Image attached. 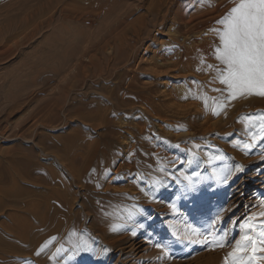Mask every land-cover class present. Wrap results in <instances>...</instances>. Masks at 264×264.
Returning a JSON list of instances; mask_svg holds the SVG:
<instances>
[{"label": "rangeland", "instance_id": "obj_1", "mask_svg": "<svg viewBox=\"0 0 264 264\" xmlns=\"http://www.w3.org/2000/svg\"><path fill=\"white\" fill-rule=\"evenodd\" d=\"M124 1L125 7L121 6V9L128 8L125 10V14H128L122 18V25H129L133 30L137 27L142 29L143 48L136 61H123L126 65L120 69L113 68L112 63L106 69L104 62L99 72L103 70L107 77L104 74L93 77L89 74V70L95 71L88 58L91 52L88 45L90 35L95 28H101L99 22L103 23L99 33L103 32L107 24L102 21L101 15L92 16V20L86 16L93 10L91 0H0V191L7 193L4 201H0V227L18 225V237L24 240L29 237L20 244L23 245L21 252L7 253L11 255L0 253L1 264H211L208 258L213 256L219 258L218 264H225V257L233 251L235 240L240 237V225L246 221L253 222L248 218L264 210L262 158L254 168H245L238 173L229 187L223 186L220 191L210 192L203 200L205 207L202 206L196 213L190 212L193 207L188 211L183 202L175 207L176 210H172L174 213H161L163 215L148 220L142 226L140 222H133L139 212L129 220L128 211H117L123 205L131 206V209L135 204L138 207L148 197L146 192L143 196L125 193L140 186L131 183L136 179L137 172L129 177L123 172L114 178L116 169L122 163L121 157H130V153L136 151L140 153L142 141L146 138L160 144L165 137L181 138L191 132L187 126L168 118L170 116H158L149 111V106L129 101L127 85L123 82V86L119 84L117 71L121 81L129 82L133 74L129 67L135 69L141 56L146 66L152 67L159 61L156 52L167 49L174 38L170 22L161 30L162 34L158 33L157 27L149 25L155 14L145 10L147 3L141 6L139 0ZM67 6L74 7L82 16L76 20L65 18L64 9ZM194 9L191 8L189 13ZM112 17L110 24L114 22L115 15ZM46 18H50L48 22ZM147 29L150 38L145 33ZM52 41L65 43L62 47H67L64 48L67 53L65 50V53L61 52V55L46 63L42 59L43 47ZM70 44L73 45L72 50ZM81 45H86L87 48L82 46L86 50H82ZM75 48L79 49L76 51ZM68 52L72 59H69ZM101 53L100 56H103ZM62 54H67V58ZM83 64L90 68H85L86 71L80 67L82 70L79 71L78 66ZM142 76L140 81L151 79L143 72ZM161 78L167 81L161 91L165 90L169 94H175L180 87L185 86L183 78ZM122 93L127 96L126 103L121 97ZM116 97L122 98L121 107L112 105V101L119 100ZM190 138H186L187 142L202 141L196 136ZM199 149L205 150L202 147ZM145 155L152 158L148 152ZM162 157L170 158L166 154ZM183 160L184 156L170 159L165 168L169 174H157L156 179L166 183L172 175L177 177V172L185 169ZM174 165H178L176 170L172 168ZM254 169L256 176L262 175L260 183L253 186L250 181H242L232 189L242 178L247 179L245 175ZM182 173L186 176L187 172ZM165 183L156 190L162 191V194L166 192L164 196L167 197L169 191H173L170 189L176 187ZM247 188L250 190L246 191ZM231 189L227 198L216 205V198ZM161 196L157 194L155 198L161 200ZM103 206L111 209L109 215L107 212L103 215L97 212ZM214 206H219L220 213H223L220 215L223 223L218 237L223 234L222 230H228L229 242L223 244V248L217 246L209 252L206 251L207 242L203 246L183 239L176 240L172 232L178 231V236L182 233V238L188 236L189 231L185 226L192 223L195 227L193 219L200 220L210 211L208 208ZM259 219L257 216L256 221ZM116 225L121 227L117 228ZM125 225L130 228L124 231L123 238L118 239L116 232ZM9 234L13 236L10 231ZM31 236L40 239L30 245L28 239H32ZM194 238L198 239L197 236ZM110 239L114 240L113 244L108 242ZM139 241L140 247L135 248L133 244ZM169 242L170 255L156 247L158 243L163 245ZM42 244L45 245L43 249L40 248ZM60 246H63V251L50 260L49 257ZM260 254L264 257V252H258L257 257H261ZM231 259L228 257L229 261ZM256 264H264V259H257Z\"/></svg>", "mask_w": 264, "mask_h": 264}, {"label": "bare ground", "instance_id": "obj_2", "mask_svg": "<svg viewBox=\"0 0 264 264\" xmlns=\"http://www.w3.org/2000/svg\"><path fill=\"white\" fill-rule=\"evenodd\" d=\"M91 1L93 2V4H91L93 5V10L91 9L92 13L86 16H89V18L91 19L92 16L99 17V15H101L102 21L106 22L107 24V25L104 24L106 26L104 29H102L103 32L99 33V31H101L100 29L102 28L101 24L103 25L102 22H99L101 28L100 27H98L100 29L95 28L96 30L94 29L92 31L91 34L92 36L90 35L91 37V39L89 38L90 42L89 43L87 42L88 45H90L89 49H91L90 54H88V58L93 66L91 68H94L95 70L93 71L91 69L89 70L90 72L89 71L88 72L91 76L95 77L96 75L101 76V74H104L103 70L101 71L103 73L99 72L102 63L103 64L106 63L105 68L107 67V65L112 63L114 67L112 65L111 67L115 69H120L126 65L125 63H123V61H128V62L130 60L136 61L137 58L139 57V53L141 49L143 48L144 42L142 41L143 38L141 37V35L143 34V33L141 34L142 29L140 30V28L137 27L136 29L134 28L133 30L131 26L130 28L128 27L129 25L128 26H126V24L122 25L123 23L122 18L125 17V15L127 16L128 14V13L125 14V10L128 8H126L125 10L123 8L124 12L121 9V6H123L124 4L123 3L124 0H91ZM184 1L183 0H139V2H141V6L142 4L147 3L145 10H147L148 13L155 14V16L152 18V20L153 19L154 20L149 25H153L154 27H157L158 33L162 34L161 30H164V27L170 22L172 26V30H174L172 33L174 35V38L173 40H171V45L167 49L165 48L158 53L156 52V54L159 56L158 57L159 61L158 62L156 61L152 65V67L146 66V62L144 61V58L142 56L140 57V60H138L139 62L135 69H133V67L128 66L129 67L128 68L126 66L128 69L132 68L131 72L133 73L132 78L129 82H126L124 80L121 81L119 71H117L118 72L117 78L119 84L123 86V83H125L128 87L129 101L131 100L132 102L133 101L141 102L145 106L147 107L149 106L148 107L149 111L157 114L158 116H162V115L170 116L168 118L175 120L177 123L179 122V125L181 124L183 126H187L191 130L189 134L184 133V135L185 134L186 135L184 137L182 135L181 138L165 137L160 142V144L156 140H153L151 142L148 140V138H146V140L142 141L141 144L142 151L140 153L136 151V153L133 154L130 153L131 155L130 157L129 156L121 157L122 163L116 169L114 178L121 176L122 174H124L123 172H125L126 176L128 177L131 176L134 172H137L138 175L136 179L131 183L135 185L136 184L140 185L138 187L133 188L135 191L130 189V191L128 190L125 193L131 196L134 195L143 196L144 192L148 193L147 199L145 198L146 200L145 201L143 200L144 202L142 201L143 204H140L137 207L140 209V211L138 215L135 217V219H133L134 224L140 222L142 226L146 225L148 220L158 218L159 216L163 215L161 213L171 212L173 210L172 207L173 205H175L176 207L183 202L186 204L188 211L193 207L190 212L194 213L196 210L202 209V206H204L203 200L207 197V195L210 192H213L215 190L220 191L221 187L223 186L229 187V185H231V182L237 175L235 174L234 176L227 177L228 183H223L222 180L220 179V177L222 176L221 170L223 168L225 167L230 168L232 169V172L235 173L236 172L234 167V163H235L241 165L243 169L246 168V170H250L253 166L256 165L257 162H259L260 160H262V158H264V143L258 144L256 150L252 151L251 154L245 153L242 149V142H247L250 139L248 135L249 131H255V129H250L249 127H247L249 115H252L254 117L264 115V97L252 95V96L237 97L231 101H225L227 92L215 91V89L223 90L226 88L225 85L220 83L219 79L215 78L217 74L216 69H223L225 65H223L222 62L216 59L215 47L218 46L220 42L218 35L215 32L210 31V29L222 28V26L217 25L215 21L218 20L221 16H223L230 7L234 6L237 0H186V2ZM113 4H115V7L113 6ZM68 7L69 6H67V8L64 9V13H66L65 18L76 20L77 17L79 19V17L82 16V14L74 7H69V8ZM193 7H195L194 11L189 13V10H191V8ZM114 15H115L114 22L110 24L109 21L111 20V18H113L112 16ZM140 17L143 18V15H140ZM49 19L50 18L48 19L46 18L45 21L48 22ZM95 21H98V19L97 20L95 19ZM142 21L143 20L141 19V23ZM145 33L148 38L151 37V34L148 31V29ZM70 40L71 39H69V41ZM69 41L67 42V44L69 43ZM61 42L53 43L52 41L51 44H48V46L43 47L42 59L44 60V62L47 63L49 60L55 59L57 56L61 55V52L65 53L67 47H64L66 48L64 49L62 45L64 44L65 46V43L63 42L61 43ZM69 46L72 50L73 45L70 44ZM82 46L86 47V45H81L80 47ZM78 49H76V51ZM83 49L85 48L82 47V50ZM145 49L147 50V48ZM101 51L103 52V56H100ZM82 53H80V55H83ZM86 53H88V51L85 52V54ZM62 55H64L63 56L64 58H67L66 57L67 54H62ZM69 59H72L71 56L69 57ZM208 65H213L214 67L210 69L208 68ZM78 67H79V71L82 70L80 69V67L83 68V70L86 69L88 70L90 68V67L86 68V65L84 64ZM79 71H77V74ZM107 71L109 74L110 69H108ZM142 72L145 76L151 79L148 78L149 80L147 81H140V78L143 77ZM162 76H171L173 79L183 78L185 82V86L180 87L175 94H169L165 90L161 91L162 87H164L167 82L165 79L161 78ZM105 77L107 76L105 75ZM190 77H192L193 80L189 81L188 78ZM194 81L196 83H194ZM109 96L110 95L106 97ZM125 96H126L125 93H122L121 97H124L123 98L124 101H125ZM160 97H162V99H160ZM118 98L116 97V99ZM173 99H176L177 102H175ZM123 100L122 98L121 99L119 98V100L117 101H112V105L115 104L117 107H121L122 105L121 103ZM126 101L128 100L126 99ZM92 105L94 106V104ZM86 106L88 107L89 105ZM98 106L100 107L99 103ZM84 108L87 109L86 107ZM214 109L216 114H214ZM189 135H192L193 137L196 136L198 138H201L202 141L201 140L199 142L189 141L192 138V136ZM188 137H191L188 140L189 142H187L186 140V138ZM181 140L182 142L184 141V143L181 144L180 143ZM200 147H202V149L204 148L205 150L203 151L199 149ZM145 152L150 153L152 155V158H147ZM163 154H166V156L170 158L169 159L163 158L162 157ZM180 156H184L183 162L185 169L184 171L183 169H181L182 172H187L188 174L186 173V175H191L192 172L198 173V176L192 178L194 181V191L186 192L185 184L189 182L184 181L183 178L185 176L182 175L183 173L179 172L178 170H177L178 171L177 177H173V175L171 174L172 176L168 180V182L165 183L162 181V179H160L161 183L156 187H152L151 186L152 182L157 180L156 179L157 174L160 173L169 174L168 172L165 171V168L168 167L166 166L167 162L170 159H174ZM217 157H219V159H217ZM189 161H191V163H189ZM177 166L178 165H174V167L172 168L175 169L177 168ZM254 171L256 170L254 169L249 173H247L245 175L247 179L244 178L245 179L244 180L242 178V180L236 186L234 185L232 189L238 187L242 181H250L252 182L253 186L260 183L259 179L261 178L262 175L256 176L257 174H254ZM178 177L180 178L179 180L177 179ZM164 183L166 185L168 183L170 185H173V187H176L175 189L172 188L170 189L173 191L172 192L169 191L170 195L167 197L164 196L166 192H163L162 194V191L156 190L160 187V185H164ZM232 189L229 190L228 192L225 190L227 193L218 196L216 198L218 199L216 205H219V202L224 201L225 198H227V196L232 192ZM247 190L250 189L247 188L246 191ZM6 194L7 193H5V191H0V201H4ZM157 194L162 195L161 197L163 198L161 200H157L155 198ZM119 195H123V193ZM218 207L219 206L208 208L210 209V211L208 210L209 212L206 213L205 216L203 215L204 217L200 218V220H198L197 218L195 220L193 219V222L195 223V228L200 229V234L197 236V238L200 240L201 239L204 240L205 237H207L206 251L209 252L211 249L219 246L217 244L211 243L214 237L218 238V235L221 233L220 232L218 234V231L221 229L223 223V220L220 216L223 213L222 212L220 213ZM129 209H131V206L123 205V206H119L117 211L124 212L125 210L128 211ZM97 212L101 215L107 212V214L109 215L111 213V209L105 208L103 206V208H100ZM172 212L174 213V211ZM218 213L220 214L218 215ZM217 216H219L221 220L217 222L215 227H212L211 222L212 220L216 219ZM117 219L118 221L120 220L119 214H117ZM190 226L193 227L192 223ZM13 227H15V225ZM13 227H10L9 225H4L3 227H0V253H5V255H11V254H7L8 252L9 253L21 252L23 250V245L21 246L20 244L23 241L27 240V238H29V237L27 238L25 237L26 239L24 240L23 237H18L20 236L18 230H16V227L18 229V225H16L15 229ZM129 228L130 227H127V225H125L123 229L118 230L116 232L117 238L118 239L123 238L122 234L124 233L125 230H128ZM9 231L13 236L9 234ZM259 231H260V226L259 224H257V233ZM14 234H16L17 237ZM176 234L178 235V231L176 232ZM180 234H181L180 237H182V233ZM33 237L32 239H28V244L33 245L36 241L40 239L38 238L37 240L35 239L36 236L34 238ZM21 239L22 241H19ZM108 242L113 244L114 240L110 239L108 240ZM228 242H229V238L227 237L224 241V244H227ZM140 243L141 241H139V243L133 244V246H136L135 248H139ZM218 259L219 258H215V256L209 257L208 262L211 264H218Z\"/></svg>", "mask_w": 264, "mask_h": 264}, {"label": "snow or ice", "instance_id": "obj_3", "mask_svg": "<svg viewBox=\"0 0 264 264\" xmlns=\"http://www.w3.org/2000/svg\"><path fill=\"white\" fill-rule=\"evenodd\" d=\"M222 28L210 29L219 37V45L215 47L216 59L222 62L225 67L216 69V79L225 85V89H215L218 92H227L225 101H231L237 97L244 96H259L264 97V0H237L234 6L230 7L226 13L215 21ZM213 65H208V68H213ZM199 70V69H198ZM194 83H196L194 81ZM214 114L215 109H214ZM250 129L248 135L250 139L247 142H242V149L245 153L251 154L255 151L257 145L264 143V115L248 117V125ZM219 159V157H217ZM191 163V161H189ZM236 172L233 173L230 168H223L220 179L223 183H228L227 177L241 173L244 169L241 165L235 164ZM163 171V169H162ZM198 176V173L192 172L191 175H186L183 179L189 183L185 184L186 192L194 191L193 177ZM180 179L179 177L177 178ZM161 183L160 179L152 182V187H156ZM175 209V205L172 206ZM139 208L133 206L127 212V219H132L138 212ZM259 221H256V217ZM240 225L241 234L239 239L235 240L233 251L229 252L225 257V264H256L258 252H264V211L253 214ZM219 216L212 220L211 226L215 227L220 221ZM257 223H259L260 231L257 233ZM119 228L121 225H116ZM189 235L180 237L175 232L173 236L177 241L187 240L191 244H206L207 237L204 240L193 238L200 234V229L186 225ZM228 236V230H223V234L211 241L223 247L224 241ZM44 244L40 246L41 249ZM156 247L161 248L166 254L170 255V242L166 244H156ZM63 251V246L57 247L56 251L49 257L54 259ZM228 257L232 259L229 261Z\"/></svg>", "mask_w": 264, "mask_h": 264}]
</instances>
